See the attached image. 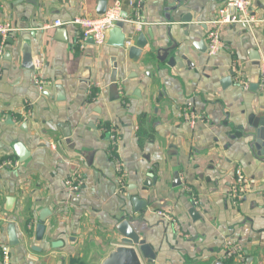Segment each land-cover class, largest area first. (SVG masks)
Segmentation results:
<instances>
[{
	"label": "crops",
	"instance_id": "obj_1",
	"mask_svg": "<svg viewBox=\"0 0 264 264\" xmlns=\"http://www.w3.org/2000/svg\"><path fill=\"white\" fill-rule=\"evenodd\" d=\"M106 1L107 10L122 5L127 47L96 48L90 40L82 48L77 28L53 27L97 17L100 0H0V25L15 29L0 59V166L19 163L0 170V264L6 249L10 264H101L124 245L123 221L153 248L151 264H264V154L249 136L256 132L250 117L264 119V0L249 9L259 21L252 30L218 29L225 47L213 57L208 32L226 0ZM141 34L148 43L133 61L128 49ZM171 40L174 64L161 63L155 49ZM189 105L194 125L185 118ZM110 128L120 136L116 148ZM16 141L30 153L23 162ZM238 167L251 191L234 204ZM76 174L83 185L72 197L64 183ZM131 197L147 206L136 213ZM45 208L52 214L38 241ZM10 223L18 246L9 244ZM227 241L241 257L225 258Z\"/></svg>",
	"mask_w": 264,
	"mask_h": 264
},
{
	"label": "built area",
	"instance_id": "obj_2",
	"mask_svg": "<svg viewBox=\"0 0 264 264\" xmlns=\"http://www.w3.org/2000/svg\"><path fill=\"white\" fill-rule=\"evenodd\" d=\"M252 2L253 0L225 1L224 5L218 10V18L212 22L216 28L208 32L207 51L209 56H216L225 47L218 30L220 27L239 26L243 29L252 30L256 23L259 22L249 12ZM140 5L141 3H139V7ZM118 22H123L122 5L120 2H116V4L108 9L103 15H98L94 18L89 16H79L68 22L57 20L54 22L53 27L62 28L64 26H73L80 31L82 36V48H84L90 40L96 48H102L108 44L110 33L117 27ZM134 23L138 24L139 28H141V24L137 22ZM13 32H15V29L10 24L0 25V59L3 58L5 54L7 40ZM127 45H130V42L126 43V47ZM237 82L243 89H249V84L243 79V77H238ZM35 84L40 90H43L45 86V82L40 79H36ZM260 88L264 92V64H261ZM188 107L190 111L185 118L189 120L192 125H194L197 117L193 111L192 105H189ZM110 129L109 133L111 145L113 148H116L120 140V136L114 128ZM51 146L53 149H56L54 145ZM18 165V162L7 161L0 166V170L17 168ZM117 171L119 173V184L123 187L125 174L123 173L121 166H118ZM64 184L70 196L74 197L80 192L83 180L80 175L76 174L66 179ZM250 191L251 182L245 175L242 168L238 167L235 171V182L231 187L230 193L233 203L238 204L242 202L246 199ZM193 204L196 206L199 202L196 199H193ZM159 215L167 221H172V218L164 213H159ZM241 256L242 249L235 245L232 241H227L225 245V258L231 259ZM4 264H10L7 252L4 253Z\"/></svg>",
	"mask_w": 264,
	"mask_h": 264
},
{
	"label": "water",
	"instance_id": "obj_3",
	"mask_svg": "<svg viewBox=\"0 0 264 264\" xmlns=\"http://www.w3.org/2000/svg\"><path fill=\"white\" fill-rule=\"evenodd\" d=\"M107 11V1L100 0L99 3V11L100 15L105 14ZM127 17V15H126ZM125 23L118 22L117 27L110 33L108 45L124 48L126 47L127 37L124 34ZM152 37V35H151ZM148 41L146 40L144 34H141L136 46L130 47L128 49L129 58L133 61H138L140 55L147 45ZM199 47V46H198ZM176 44L171 40V45L168 47H161L159 49H155L156 58L161 63L168 62V64H174V59L170 57V54L176 49ZM200 48V47H199ZM202 51V50H201ZM30 63V62H29ZM115 82V80L113 81ZM226 84H231V79L226 80ZM117 90V87H116ZM116 98H119L118 93H116ZM11 124H13L12 119L9 120ZM250 127L256 130L255 133L250 134L252 137V148L258 153L264 154V119H260L257 117H250L249 119ZM64 131V136L66 139L71 138L70 130L67 129L66 126L62 127ZM15 154L19 158L21 162L27 160L30 156V153L26 149V147L16 141L14 146ZM2 179V175L0 173V180ZM131 203L134 206V210L136 213L140 212L147 206V202L141 200L139 197H131ZM16 206L15 198H7L5 210L8 213L14 211ZM51 212L49 209L45 208L40 211L39 214V223L36 226V238L38 241H41L44 238L46 231V221L51 217ZM118 231L123 236L122 242L124 245L114 248L109 255L103 259L101 264H151L156 261V253L153 248L144 240L141 239L140 236L136 233V231L132 228L129 221H123L118 225ZM9 244L10 246H18L20 244V240L17 233V228L14 223H10L7 228ZM57 244V243H56ZM54 247H58L57 245H53ZM8 249L5 250L7 252ZM34 252H41L42 249L38 247H32Z\"/></svg>",
	"mask_w": 264,
	"mask_h": 264
},
{
	"label": "trees",
	"instance_id": "obj_4",
	"mask_svg": "<svg viewBox=\"0 0 264 264\" xmlns=\"http://www.w3.org/2000/svg\"><path fill=\"white\" fill-rule=\"evenodd\" d=\"M92 96H94V95H92Z\"/></svg>",
	"mask_w": 264,
	"mask_h": 264
}]
</instances>
